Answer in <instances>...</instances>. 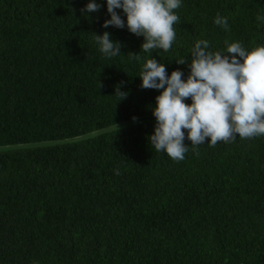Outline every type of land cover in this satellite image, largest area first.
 I'll use <instances>...</instances> for the list:
<instances>
[{"label": "trees", "instance_id": "trees-1", "mask_svg": "<svg viewBox=\"0 0 264 264\" xmlns=\"http://www.w3.org/2000/svg\"><path fill=\"white\" fill-rule=\"evenodd\" d=\"M88 2L0 0V264H264V136L181 161L155 152L144 39L102 27L106 3L86 13ZM176 12L172 48L152 53L168 75L186 79L197 40L264 45V0H183ZM106 31L120 55L99 52L93 34Z\"/></svg>", "mask_w": 264, "mask_h": 264}, {"label": "clouds", "instance_id": "clouds-1", "mask_svg": "<svg viewBox=\"0 0 264 264\" xmlns=\"http://www.w3.org/2000/svg\"><path fill=\"white\" fill-rule=\"evenodd\" d=\"M104 2L110 19L102 27H126L130 33L143 37L141 51L151 55L144 59L138 76L141 88L160 91L152 109L154 134L148 138L155 152L181 161L190 148L264 136V45L249 50L235 41L226 43L225 49L211 51L208 40H197L189 52V74L182 79L183 71L177 69L168 75L165 64L152 53L172 48L177 36L174 26L180 21L176 10L182 7L183 0ZM100 7L97 0H89L82 11L92 13ZM117 10H122L126 19ZM256 19L264 23V12ZM213 22L228 29L227 17L217 15ZM93 36L103 56L121 54L120 42L114 41L109 32ZM129 55L138 62L141 59L140 54ZM186 61L176 60L180 65ZM124 94L117 87L116 95L125 97ZM188 98L190 104L185 103ZM185 139L191 142L190 147Z\"/></svg>", "mask_w": 264, "mask_h": 264}]
</instances>
